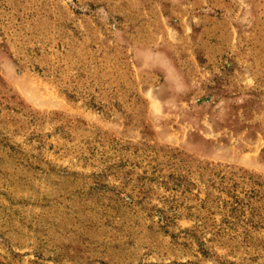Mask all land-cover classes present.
Instances as JSON below:
<instances>
[{"label": "rangeland", "instance_id": "obj_1", "mask_svg": "<svg viewBox=\"0 0 264 264\" xmlns=\"http://www.w3.org/2000/svg\"><path fill=\"white\" fill-rule=\"evenodd\" d=\"M0 264H264V0H0Z\"/></svg>", "mask_w": 264, "mask_h": 264}]
</instances>
